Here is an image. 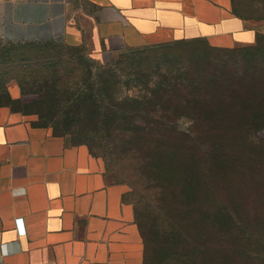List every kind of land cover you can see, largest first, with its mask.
I'll return each instance as SVG.
<instances>
[{"label":"crops","instance_id":"0c3cea01","mask_svg":"<svg viewBox=\"0 0 264 264\" xmlns=\"http://www.w3.org/2000/svg\"><path fill=\"white\" fill-rule=\"evenodd\" d=\"M0 41L81 48L101 101L135 108L149 92L163 121L201 123L234 204L205 229L207 264H264V19L232 0H0ZM36 121L0 104V264H176L101 162Z\"/></svg>","mask_w":264,"mask_h":264},{"label":"trees","instance_id":"16d2710c","mask_svg":"<svg viewBox=\"0 0 264 264\" xmlns=\"http://www.w3.org/2000/svg\"><path fill=\"white\" fill-rule=\"evenodd\" d=\"M235 2L236 0H232L235 13L251 17L240 13ZM249 4L251 9H262L263 7L258 6L264 4V1L251 0ZM16 45L52 46L57 44ZM71 49L74 52H80V54H67L62 64H65L66 69H71L67 68L71 64L76 65L73 67L75 87L72 96L79 100L76 105L79 108H76L77 115L92 116L91 121L95 124L93 127L97 129L95 131H114L122 133L121 137L144 140L149 154H158L159 156L155 163L151 161L152 159L150 160L151 165L154 163L156 169H151L150 182L152 184L151 189L147 192L148 197H144L146 204L140 207L136 203L130 202L134 206L135 221L139 228L141 230L148 227L159 229L160 237L171 239L163 247V253L168 262L177 264V260H179L180 264H187L190 257L194 256L196 260L200 253L202 262L207 264L209 261L205 255V245L200 244L201 238L208 237L205 236V229L220 225L215 219L219 212L223 215L226 211L234 210V204L228 203L233 198L231 191L226 184L219 182V175L212 167L214 165L216 168V165L210 164L211 158L217 153V141L205 140V133L202 131L204 129L199 122L185 124L179 121H163L165 116L157 114L160 109L156 108L153 105V100L149 99V95L152 93L147 92L146 99L142 98L135 102L145 106L135 108L128 106L124 108L121 99L104 98L108 99V102L101 101L97 90L90 87V77L92 79V76L89 74V69L82 68L84 66L81 63V57L84 54L81 52L84 50L81 48ZM70 72L67 70L64 74L68 76ZM96 76L97 73L94 74V79ZM65 91L69 90L66 88ZM70 95L67 96L70 97ZM113 100L117 102L118 106L113 104ZM186 109L188 108L183 106L180 111H186ZM180 113H176L175 116ZM113 123L122 126L115 130L108 129ZM105 124H108L109 127H105ZM241 141L243 150L248 144L244 139ZM258 142L264 146L262 140H258ZM157 144L159 146L155 148ZM242 190V201L240 204L236 203L235 206L241 211H248L252 205L248 203V197L245 194V192L248 193L246 184H243ZM186 237L189 238L190 243L184 242ZM238 237L242 238L245 246L250 244L252 238L247 234L236 236V239ZM244 251L243 255H247L248 249ZM242 263L249 264L248 257Z\"/></svg>","mask_w":264,"mask_h":264},{"label":"rangeland","instance_id":"374dc122","mask_svg":"<svg viewBox=\"0 0 264 264\" xmlns=\"http://www.w3.org/2000/svg\"><path fill=\"white\" fill-rule=\"evenodd\" d=\"M250 1L236 0L238 11L264 19V4L258 6L262 9H251ZM67 53L59 45H16L0 41V104L9 105L17 113L34 115L38 125L67 135L72 144L84 146L101 162L107 179L127 190L124 199L142 207L151 189V169H156L153 164L159 156L149 154L144 140L121 137L122 133L114 131H95L92 116L77 115L79 100L72 96L76 65L66 69L62 64ZM67 70L71 71L68 76L64 74ZM121 126L105 124L110 130ZM259 135L264 138V129ZM236 141L242 146L241 140ZM243 151L242 156L246 155L245 148ZM150 160L154 161L153 166Z\"/></svg>","mask_w":264,"mask_h":264}]
</instances>
